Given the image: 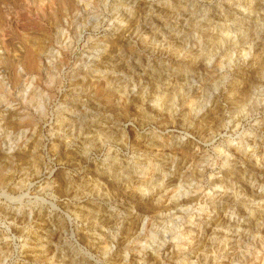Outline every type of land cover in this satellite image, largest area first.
Returning a JSON list of instances; mask_svg holds the SVG:
<instances>
[{"label": "rangeland", "instance_id": "1", "mask_svg": "<svg viewBox=\"0 0 264 264\" xmlns=\"http://www.w3.org/2000/svg\"><path fill=\"white\" fill-rule=\"evenodd\" d=\"M0 264H264V0H0Z\"/></svg>", "mask_w": 264, "mask_h": 264}]
</instances>
